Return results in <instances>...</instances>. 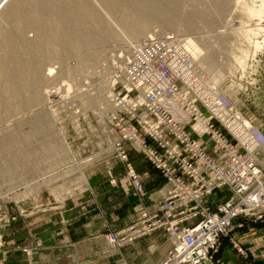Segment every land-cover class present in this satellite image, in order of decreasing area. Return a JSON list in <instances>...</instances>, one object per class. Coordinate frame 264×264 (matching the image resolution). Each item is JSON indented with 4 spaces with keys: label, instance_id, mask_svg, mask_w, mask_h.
Listing matches in <instances>:
<instances>
[{
    "label": "rangeland",
    "instance_id": "1",
    "mask_svg": "<svg viewBox=\"0 0 264 264\" xmlns=\"http://www.w3.org/2000/svg\"><path fill=\"white\" fill-rule=\"evenodd\" d=\"M76 1L89 5L120 37L104 45L96 58L89 57L92 47L71 45L70 54L61 58L63 42L48 43L42 51L17 50L30 63L44 53L51 55L42 64L35 62L34 68L40 69L35 83L21 85L16 67L0 75V245L8 252L5 264L13 249L25 264H38L44 224L52 223L51 232L61 240L84 219H93L105 233L111 219L117 225L133 196H145L129 186L112 155L102 109L112 89L121 87L123 58L136 43L166 36L181 39L201 79L216 85L264 133V0H161L166 12L150 15L146 38L130 41L115 8L105 0ZM16 2L0 1V26L26 45L37 43V26L6 18ZM21 3L28 5L29 0ZM27 7L29 18L36 17L37 6ZM55 7L47 14L52 26L57 25L53 12L60 9ZM154 32L158 35L147 38ZM2 44L1 38L0 54L8 53L10 44L7 50ZM241 219L243 225L253 222ZM133 221L106 232V240L118 249L125 247L112 238L121 237ZM259 222L264 221L253 223ZM83 235L81 231L79 237Z\"/></svg>",
    "mask_w": 264,
    "mask_h": 264
},
{
    "label": "built area",
    "instance_id": "2",
    "mask_svg": "<svg viewBox=\"0 0 264 264\" xmlns=\"http://www.w3.org/2000/svg\"><path fill=\"white\" fill-rule=\"evenodd\" d=\"M112 155L139 195L147 193L133 155L168 185L153 209L112 238L118 246L164 230L172 243L155 264H210L238 218L264 221V133L213 83L197 74L193 54L175 36L129 47L121 87L105 98ZM225 191L215 204L210 198ZM234 247L243 252L240 244ZM30 254V249H26ZM8 252L1 249L0 264Z\"/></svg>",
    "mask_w": 264,
    "mask_h": 264
},
{
    "label": "crops",
    "instance_id": "3",
    "mask_svg": "<svg viewBox=\"0 0 264 264\" xmlns=\"http://www.w3.org/2000/svg\"><path fill=\"white\" fill-rule=\"evenodd\" d=\"M133 161L136 169L144 178L147 194L143 199L136 195L133 196L131 204L118 217L120 221L117 225H111V219L110 228L104 229L105 233L123 229L131 221L139 219L142 205L153 209L154 204L163 197L167 190L168 185L160 172L142 156L133 155ZM257 162L264 166V149L259 153ZM129 186L131 187L130 184ZM227 196L225 191H221L212 196L210 201L215 204ZM242 222L240 218L236 224ZM51 224L42 226L44 229L41 234L43 248L38 254V264H155L172 247L168 234L164 230L156 231L118 249L106 240L105 233H100L102 231L100 224L97 225L93 219L76 221L73 233H70L66 240L55 238L50 229ZM104 225L106 226V223ZM81 231L84 235L79 237ZM232 240L241 245L243 252L234 247ZM12 251L6 264L26 263L25 258L18 257V250L13 249ZM254 263L264 264V222H245L243 226L235 227L229 236L222 239L221 246L212 259V264Z\"/></svg>",
    "mask_w": 264,
    "mask_h": 264
},
{
    "label": "bare ground",
    "instance_id": "4",
    "mask_svg": "<svg viewBox=\"0 0 264 264\" xmlns=\"http://www.w3.org/2000/svg\"><path fill=\"white\" fill-rule=\"evenodd\" d=\"M1 1V0H0ZM111 8H115L116 14L120 17L122 27L125 30V40L146 38L149 32V16L153 13H165L166 9L161 0H105ZM13 3V2H12ZM27 4V3H26ZM22 4L21 0L16 2L12 12L7 14L8 19L19 21L24 24H34L39 31L37 43L26 45L20 42L14 31H5L0 26V39H3V47L7 50L10 44V51L6 54H0V75L13 72L14 68L18 69L21 79V85L27 86L29 83H35L39 77V71L34 68L35 62L42 64L49 57L50 53H44L39 59H25L17 56L16 51L22 49L44 50L52 42H63L60 57L64 58L70 54L68 46L77 48L82 46L92 47L94 50L89 52V57H98L100 49L113 40H117L120 35L109 25H105L100 16L83 1L76 0H29L28 5L37 6V16L29 18L30 10L28 5ZM59 5L60 9L53 13L56 15L55 21L57 27L50 25L47 14ZM45 7V9H43ZM5 14V13H4ZM4 19V18H3ZM5 20V19H4ZM7 21V20H6ZM3 22V21H2ZM13 30V29H12ZM158 33L149 34L147 38L156 36ZM147 40V39H146ZM145 40V41H146ZM49 43V44H48ZM67 43V44H66ZM28 44V43H27ZM135 43H130L133 45ZM129 51V50H128ZM127 51V52H128ZM52 53V52H51ZM57 53V52H56ZM123 58V62L125 64ZM13 63L15 65H13ZM33 66V68L31 67ZM122 67V66H120ZM32 69V71H31ZM34 70L37 72L34 73ZM52 70V69H50ZM6 84L7 80L3 77ZM12 83H10L11 85ZM10 85L5 86L7 91ZM38 97V96H36Z\"/></svg>",
    "mask_w": 264,
    "mask_h": 264
}]
</instances>
